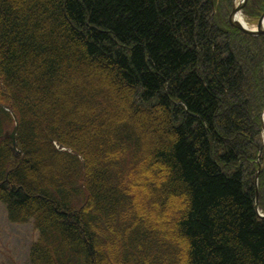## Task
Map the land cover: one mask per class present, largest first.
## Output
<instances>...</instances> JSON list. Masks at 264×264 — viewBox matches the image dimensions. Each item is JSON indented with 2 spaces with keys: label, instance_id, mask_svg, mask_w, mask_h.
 <instances>
[{
  "label": "trees",
  "instance_id": "obj_1",
  "mask_svg": "<svg viewBox=\"0 0 264 264\" xmlns=\"http://www.w3.org/2000/svg\"><path fill=\"white\" fill-rule=\"evenodd\" d=\"M232 3L0 0V201L31 264H264V35Z\"/></svg>",
  "mask_w": 264,
  "mask_h": 264
},
{
  "label": "rangeland",
  "instance_id": "obj_2",
  "mask_svg": "<svg viewBox=\"0 0 264 264\" xmlns=\"http://www.w3.org/2000/svg\"><path fill=\"white\" fill-rule=\"evenodd\" d=\"M16 13L19 17V20L21 22L20 25H22V27L25 26L26 23L31 25L32 23L31 18L29 17L26 18L25 15H21L18 11ZM245 18L247 19L246 16ZM248 20L250 22L249 24L250 26L255 25L253 22H255L256 20L247 19V21ZM45 26L47 27L48 25H45ZM81 91L82 90H79L77 87L68 86L65 89H63L62 96H66L71 93H79ZM52 102L54 104H57V101L54 95H52ZM134 105L137 106L138 108L140 107L138 103H134ZM83 108L85 110L88 109V100H87V97L85 96L83 97ZM145 138H146V142L148 146L151 148V143L153 139L152 133H150L149 131H146ZM87 140L88 139H86L85 142L90 143V141L89 140L87 141ZM41 162H43L44 166L48 169V174L46 175V178L51 180L53 176V171H54L53 164L49 161H41ZM158 174L159 173H156L153 171V175L156 176L157 181L159 179L157 178ZM147 181H149V178L145 177L141 181V183L144 184V182H147ZM41 188H45V186H41ZM144 193L145 191L140 188L139 195L142 200H145ZM162 195L163 194H162L161 188H158L156 197L160 199V201H161ZM180 202L181 201L179 199L173 201L167 207L166 213L164 217L162 218V221L164 220V223L169 225L170 230L172 232L175 228V222H176V219L174 220L172 218L173 210L175 206H177V204H180ZM149 212L151 213V217L155 218L154 212H152V210ZM38 235L39 233L36 230V228L33 227L32 222H25V223L11 222L8 219L5 204L0 201V264H31L29 260V250H30L32 243L38 238Z\"/></svg>",
  "mask_w": 264,
  "mask_h": 264
},
{
  "label": "water",
  "instance_id": "obj_3",
  "mask_svg": "<svg viewBox=\"0 0 264 264\" xmlns=\"http://www.w3.org/2000/svg\"><path fill=\"white\" fill-rule=\"evenodd\" d=\"M245 1L246 0H241L238 5H233V8H232L231 13L229 15V21L231 22L232 25L238 27L239 29H241L242 31H244L246 33L253 34V35L264 34V26H263L264 13L258 19L257 26H256L257 29H255V30L244 27L240 23V21L238 20V14L241 12L242 6L244 5ZM10 113L13 116L15 125H14L12 132L8 136L11 138L12 148L16 149L15 148V134H16L17 126H18V120H17V117L12 110H10ZM263 137H264V127H263ZM255 200L257 202V193L255 195Z\"/></svg>",
  "mask_w": 264,
  "mask_h": 264
},
{
  "label": "bare ground",
  "instance_id": "obj_4",
  "mask_svg": "<svg viewBox=\"0 0 264 264\" xmlns=\"http://www.w3.org/2000/svg\"><path fill=\"white\" fill-rule=\"evenodd\" d=\"M238 1H240V0H236V3H238ZM238 19L240 20V22L242 23V25H247L246 21L244 20V18H242V16L239 17ZM250 27L251 28H255V25L250 26ZM263 117H264V114H263Z\"/></svg>",
  "mask_w": 264,
  "mask_h": 264
}]
</instances>
